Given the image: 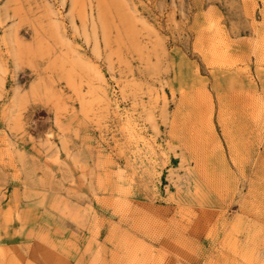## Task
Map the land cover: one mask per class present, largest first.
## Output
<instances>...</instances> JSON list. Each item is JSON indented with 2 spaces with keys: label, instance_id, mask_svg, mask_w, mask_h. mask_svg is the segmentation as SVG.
I'll list each match as a JSON object with an SVG mask.
<instances>
[{
  "label": "rangeland",
  "instance_id": "374dc122",
  "mask_svg": "<svg viewBox=\"0 0 264 264\" xmlns=\"http://www.w3.org/2000/svg\"><path fill=\"white\" fill-rule=\"evenodd\" d=\"M0 264H264V0H0Z\"/></svg>",
  "mask_w": 264,
  "mask_h": 264
}]
</instances>
